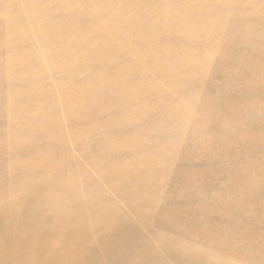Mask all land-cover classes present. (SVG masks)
Here are the masks:
<instances>
[{"label": "bare ground", "instance_id": "1", "mask_svg": "<svg viewBox=\"0 0 264 264\" xmlns=\"http://www.w3.org/2000/svg\"><path fill=\"white\" fill-rule=\"evenodd\" d=\"M50 60L66 72L55 91L19 69ZM213 69L223 89L195 88ZM233 86L247 96L213 102ZM262 87L264 0H0V186L23 191L0 209V264H94L141 217L174 264H264ZM188 146L216 161L182 167Z\"/></svg>", "mask_w": 264, "mask_h": 264}, {"label": "rangeland", "instance_id": "2", "mask_svg": "<svg viewBox=\"0 0 264 264\" xmlns=\"http://www.w3.org/2000/svg\"><path fill=\"white\" fill-rule=\"evenodd\" d=\"M231 52L234 55L235 52H236V49L232 50ZM149 60H150V58L148 56H143L142 57V61H144V62L147 61L149 63V65H150ZM63 65H64V62H62V61L50 60L49 66L45 67L46 68V71H45L46 73L45 74H43V73L41 74L40 72H42V71H38L40 73V74H38V72H36V68H31V69H27L26 70V68H30L33 65L29 66V67H26V68H25V66L22 67V65H21L19 69L22 70L21 72H23V73L26 72L25 73L26 75L32 74V76L33 77L35 76V79H39L38 81H40V82L42 80L44 85H46V83H44V82H47V86H49V89L52 90V91H55L56 90L55 87L57 85L53 86L54 83L57 84V81H60L59 82L60 84L61 83L65 84L67 82V79L65 78L66 72H64L62 70L59 71V68H58V67H62ZM56 68H58V70ZM31 70H33L34 73ZM50 71H51V76H50ZM57 71L59 72V74H58ZM40 76H42V78ZM43 76L44 77L46 76V77L44 78ZM199 78L198 77L195 78V82L197 83L195 88H200V87L207 88V87H210L213 90V89L218 87L220 90H222L223 88H221V87L227 82V81H225V77L222 75V73L219 74V72H217L214 69L212 70L211 74L207 77V79H205V77H203V76L202 77L200 76ZM44 79H47V80L43 81ZM51 81H52V83H51ZM48 83H49V85H48ZM21 84H23V81L18 83L19 86H21ZM259 85L260 84L257 83V86H259ZM262 88H264V87H262ZM238 89L239 88L233 86V87H230L225 93H223L222 95H220L218 97L216 95H214V93L211 94L210 96L212 97L213 102H217V101L219 102V100H220V101H223V102H227L228 101V102H231L232 104H237L241 97L247 96L246 90H244V89L243 90L242 89L238 90ZM254 94L255 95L257 94L256 96L258 98H260L261 101H262V98H264V91H261V92L256 91ZM3 100L4 99H0V105L3 104ZM112 105H113V103L111 104V106ZM105 115H106L105 113H101L100 119H103V120L105 118L107 119V117H105ZM102 116H104V117H102ZM63 120H65V119H63ZM249 121H250V119H249ZM6 125H7L6 117L0 112V132L6 128ZM84 125H85L84 121L81 120V119H77L74 122V126H75V128L77 130H82L84 128ZM130 127H132V125ZM131 129H133V131L134 130L136 131L138 128H136L134 126ZM131 129H126L125 131L131 132ZM139 130H142V129L139 128ZM111 131L116 132L115 129L111 130ZM4 133H5V130H4L3 134ZM94 133H95L94 134L95 137L99 136L98 133H96V132H94ZM132 134H133V132H131V135ZM101 136H104V134H102ZM188 148H189V151L191 153L189 152V155L184 156L181 159L182 167L188 166V167H190L191 171H194V172L198 173V172L206 171L208 168H210L211 163L216 161L213 157L210 158L209 156H207V154H197V153H195V149L191 148L190 146H188ZM2 151H3V149H2ZM181 153H185V151L182 150ZM190 157H192L193 159H191ZM9 158H10V154H9ZM225 162H230V161L228 159H226ZM83 163H86V161L83 160ZM209 163H210V165H209ZM83 166H87V165L83 164ZM225 166H227L229 168H234L235 167L231 162L229 164H226ZM259 170H260V168H259ZM178 173H179V171L177 172V170L173 166V168H172V170L170 172V175H169V176H171L170 179L172 177L176 176ZM0 176H2V175H0ZM2 178L3 177H1V179ZM43 181H46V180L44 179V176L40 173L37 176L35 182L38 183V184H41ZM174 182H177V181H174ZM166 184H164L165 186L160 190V193H162L163 196H165V195L167 196L168 195L169 198L173 197V199H175L174 196L178 195L177 193L180 192L179 194L181 196L179 195L178 196L179 198H182V197H184V198L191 197L192 198L191 195L186 196L187 195V191H185L183 189H180V187H177V185H175V184L173 185L171 183H168L167 185ZM205 184L207 185L206 181H205ZM215 185H217V183H215ZM203 187H204V185H203ZM195 188H196V184H192L190 186V189H192V190L195 189ZM162 190H164L165 192H162ZM181 190H183V192H181ZM19 191L20 190H17V189H14V188L10 187L9 178L5 177V185L4 186H0V209H5L6 208L5 205L3 204V202H5V201L9 202L10 200L12 201L13 198H15L16 196L20 195L23 192V191L22 192H19ZM205 191L209 192L210 194L211 193H215L214 191H211V189L209 187ZM141 194H142L141 197H143L144 194L143 193H141ZM202 194H204V192H202ZM110 195H112V194H110ZM215 195H217V192L215 193ZM24 197L27 198L28 200H32L30 193H27V195H26V193H24L19 199H22ZM19 199H18L17 205H22L23 203ZM184 200H186V199H184ZM166 201H169V200H166ZM191 202H192V200H191ZM176 204H178L179 206L176 205ZM176 204L174 206L177 209V211L179 210V212L181 214L190 213L189 208H187L185 206H182L180 203H176ZM177 206H178L179 209L177 208ZM210 206H213V205L211 204ZM185 209H187L189 212L188 211L185 212ZM145 221L146 220L142 219V217L141 218H137V221H135L136 225L133 227L134 231H133L132 237L130 238V243L127 246L121 248L120 251H118L117 253H113V254L109 253V254H107L102 260H99V261L95 262L94 264H122V262L125 261V259H127L128 257L134 255L136 252H137V257L141 253H145L146 254V259L144 261H138L140 263H137V264H174L172 258L169 255H163L160 252V248H159L160 238H159V236L155 235V232L158 233V234H164V230L159 228V227L150 226ZM263 231H264V228H263ZM19 232L21 233V232H26V231L25 230H19ZM20 233H13V234L9 233L10 236H14V237L11 238V240L12 241L18 240L19 237H20L19 236ZM97 240H99V239H97ZM6 244H7V246H4V247L10 248V244L8 243L7 239H6ZM149 246H151L152 248L149 247ZM34 248H36V246L32 247L33 250L29 252L30 254H33L35 251H37ZM8 251H10V250H8ZM149 253H150V256H149ZM34 257L37 258L38 255H34ZM12 260H14V258ZM81 264H93V263H91L89 260H84L83 262H81ZM231 264H237V262L232 261Z\"/></svg>", "mask_w": 264, "mask_h": 264}]
</instances>
